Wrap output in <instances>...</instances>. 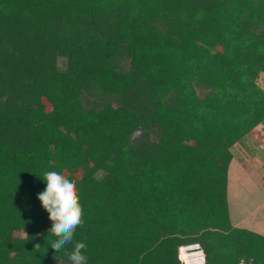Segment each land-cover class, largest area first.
<instances>
[{"label":"trees","instance_id":"1","mask_svg":"<svg viewBox=\"0 0 264 264\" xmlns=\"http://www.w3.org/2000/svg\"><path fill=\"white\" fill-rule=\"evenodd\" d=\"M261 73L264 0H0V264H71L46 171L77 181L88 264H181L195 242L206 264H264L228 204Z\"/></svg>","mask_w":264,"mask_h":264},{"label":"clouds","instance_id":"2","mask_svg":"<svg viewBox=\"0 0 264 264\" xmlns=\"http://www.w3.org/2000/svg\"><path fill=\"white\" fill-rule=\"evenodd\" d=\"M42 179L46 182V188L38 199L52 222L48 233L56 237L50 247L59 252L66 245L73 244L72 251L65 253L71 264H88V257L84 254L86 243L74 241L76 230L85 223L77 181L63 171H46ZM40 247V244H36L34 249Z\"/></svg>","mask_w":264,"mask_h":264},{"label":"crops","instance_id":"3","mask_svg":"<svg viewBox=\"0 0 264 264\" xmlns=\"http://www.w3.org/2000/svg\"><path fill=\"white\" fill-rule=\"evenodd\" d=\"M238 143L232 147L233 159L229 168L228 204L231 221L236 227L245 228L264 236V196L260 199V202L258 201V195H264V178H262L264 177V174L260 175V172H258L254 167H247L248 162L241 160L239 156L236 155L234 148L238 145ZM248 168H250V170ZM243 173L249 176L257 186L251 192L245 191V199L243 200H239L242 198L236 193L238 203L233 206L230 201L232 176L237 177ZM246 195L250 197H247ZM251 200L252 202H259V205L254 206L251 210H248L249 204L247 205V203Z\"/></svg>","mask_w":264,"mask_h":264},{"label":"rangeland","instance_id":"4","mask_svg":"<svg viewBox=\"0 0 264 264\" xmlns=\"http://www.w3.org/2000/svg\"><path fill=\"white\" fill-rule=\"evenodd\" d=\"M62 65L63 64H61V66ZM257 82L264 89V73L260 74ZM234 150L236 155H238L241 160L248 162L247 167H254L258 172H260V175L264 174V124L257 126L250 133H248L242 140L239 141ZM248 169L250 170V168ZM256 186V183L250 179L249 176L245 175V173L237 177L232 176L230 191L231 204L234 206L238 203V200L236 199V193L242 198L239 200H243L245 199V191L251 192L254 188H256ZM246 196L250 197L248 195ZM263 196V194L258 195L259 202ZM259 202H252V200L249 201L247 203V205L249 204L248 210H251L254 208V206L259 205ZM16 235H24V232L16 231ZM61 263L63 264V262Z\"/></svg>","mask_w":264,"mask_h":264},{"label":"built area","instance_id":"5","mask_svg":"<svg viewBox=\"0 0 264 264\" xmlns=\"http://www.w3.org/2000/svg\"><path fill=\"white\" fill-rule=\"evenodd\" d=\"M181 264H206L207 254L199 242L185 244L179 247Z\"/></svg>","mask_w":264,"mask_h":264}]
</instances>
